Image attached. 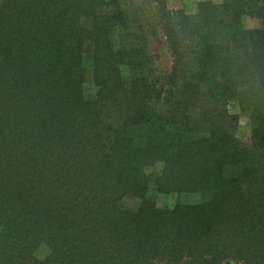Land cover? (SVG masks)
<instances>
[{
	"label": "trees",
	"instance_id": "obj_1",
	"mask_svg": "<svg viewBox=\"0 0 264 264\" xmlns=\"http://www.w3.org/2000/svg\"><path fill=\"white\" fill-rule=\"evenodd\" d=\"M153 10L0 0V264H264V0Z\"/></svg>",
	"mask_w": 264,
	"mask_h": 264
},
{
	"label": "rangeland",
	"instance_id": "obj_2",
	"mask_svg": "<svg viewBox=\"0 0 264 264\" xmlns=\"http://www.w3.org/2000/svg\"><path fill=\"white\" fill-rule=\"evenodd\" d=\"M123 5L131 3L132 5L141 6L144 13L143 19L146 21L148 32V43L147 48L151 58L154 60L155 69L158 74L166 73L171 66V56L166 48V44L163 36L156 27V19L153 15L154 12V1L155 0H118ZM167 7L172 12H183L187 15H196L198 11V3L201 1H211L213 3H220L222 0H165ZM241 24L244 28H252L258 25V21L247 16L242 18ZM157 28V29H156ZM84 66L86 69V82L85 90L88 94H93L95 88L91 82V59H90V47H86L84 55ZM228 110L232 114H237L238 126L236 129L237 136L242 141H248L249 138V122L246 114L241 113L236 102H230ZM151 194L154 196L157 205H171L178 197L176 195H155L153 192ZM183 200H191L192 197H180ZM137 200L131 196L125 197L122 204L126 208H133L137 205Z\"/></svg>",
	"mask_w": 264,
	"mask_h": 264
}]
</instances>
